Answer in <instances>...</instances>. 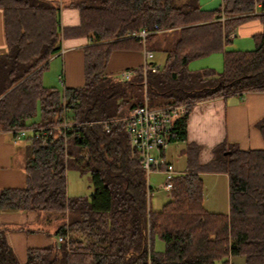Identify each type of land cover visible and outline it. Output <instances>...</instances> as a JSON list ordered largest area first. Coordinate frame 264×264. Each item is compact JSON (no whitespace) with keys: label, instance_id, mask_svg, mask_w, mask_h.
Wrapping results in <instances>:
<instances>
[{"label":"trees","instance_id":"1","mask_svg":"<svg viewBox=\"0 0 264 264\" xmlns=\"http://www.w3.org/2000/svg\"><path fill=\"white\" fill-rule=\"evenodd\" d=\"M69 6L79 24L61 29L57 2L0 0V131L45 132L43 143L26 142L24 187L0 189V213L33 212L37 224L52 229L54 242L27 249L23 264H264V150L222 143L201 166L199 148L186 145L185 171L174 175L168 201L154 211L148 175L121 122L144 103L185 105L167 137L168 144L184 142L195 104L264 92V0H220L209 11L197 0H73ZM251 20L261 25L253 49L225 51L230 35ZM140 30L148 33L143 45L131 36ZM72 38L89 40L82 86L44 87L41 73L61 40ZM143 49L163 54V66L130 70L127 80L105 73L113 52ZM215 53L222 54L221 72L188 69ZM37 110L39 121L32 123ZM261 132L264 139L263 126ZM67 171L88 175L89 199L67 197ZM202 173L226 176L227 213L202 208ZM44 229L35 232L49 234ZM6 230L0 225V264H18Z\"/></svg>","mask_w":264,"mask_h":264},{"label":"crops","instance_id":"2","mask_svg":"<svg viewBox=\"0 0 264 264\" xmlns=\"http://www.w3.org/2000/svg\"><path fill=\"white\" fill-rule=\"evenodd\" d=\"M46 1L59 4L61 29L78 26V12L69 6L73 0ZM207 4V0H197V6L202 10L209 11L211 9ZM237 29L245 37H252L261 32V25L257 20H251L240 25ZM234 32L230 35L231 38L234 37ZM88 45L87 38L62 39L59 53L48 62L49 75L41 76L42 85L43 82H46L49 85L46 88L56 90L81 87L83 84L82 50ZM4 50L3 19L0 11V53ZM212 55L203 57V59ZM214 58H217L213 59L216 62L220 61L222 56ZM143 63L142 50L115 51L109 56L105 73L109 76H117L123 71L142 67ZM193 69L196 68L192 67L191 70ZM198 69L200 70V68ZM59 78H61L60 82ZM262 126L264 127V92L245 93L241 96H229L224 99L219 98L195 104L185 121V141L182 142L184 148L180 150L183 153L184 169L179 172H175L173 169L174 174L185 171L186 145L199 148L196 161L201 166L211 160L212 149L222 143L233 145L241 151L264 150ZM25 145L26 143H21V140L13 139L8 132L0 131V189L24 187ZM162 155L165 161L172 166L166 157V149ZM159 175L161 174L159 173ZM201 175L222 177L224 178L223 186L227 188L225 175L208 173ZM223 213H227V210L225 209ZM35 223H37V218L33 212L0 213V225L7 229L5 239L18 264L24 263L27 249L42 248L53 243L52 229H45L49 234L35 232L37 229L33 226Z\"/></svg>","mask_w":264,"mask_h":264},{"label":"rangeland","instance_id":"3","mask_svg":"<svg viewBox=\"0 0 264 264\" xmlns=\"http://www.w3.org/2000/svg\"><path fill=\"white\" fill-rule=\"evenodd\" d=\"M208 4L211 9L216 10L220 6V0H207ZM206 11V10H205ZM254 47V43L252 37H245L242 35L238 29L234 32V37L232 38L231 42L224 46L225 51H242L247 52L251 51ZM221 54H213L209 58L197 59L189 63L188 69L190 71H197L200 68L201 70L204 69H211L214 72H221L223 66V59L221 58ZM214 57H220V61H214L213 59H217ZM148 63L154 64L156 67L161 68L164 64V55L161 53H154L152 54V59L148 61ZM191 65V66H190ZM206 66V67H204ZM194 67L196 69L191 70ZM204 67V68H203ZM50 70L48 71L47 68L41 73V76L49 75ZM119 76V74L117 75ZM116 76V77H117ZM45 79V78H44ZM45 87H48V83L43 82ZM39 121V111L37 110V114L32 118L30 122L37 123ZM26 138L19 139L21 143H26L29 137L31 136V131H26ZM183 144L182 142H176L175 144H168L166 148V157L168 158L169 162L172 164L173 169L175 172L183 171L184 169V159L183 153L180 151L182 150ZM65 181H66V195L69 198L81 197L89 199L92 189L90 186V181L88 175H79L74 171H67L65 173ZM148 184L150 188V199L149 205L151 210H159L163 204L168 201V194L162 191L159 187L164 181L162 175H159L157 172L149 173L148 175ZM202 181V208L209 212V213H216V214H224V210H227L228 206V199H227V188L223 186V179L222 177H215L212 175H200ZM43 223H35L33 226L35 228L42 227L49 229V227L41 226ZM45 230V229H44ZM52 237V236H51ZM53 242H54V237ZM56 241V239H55ZM163 249V245L159 240L154 241V250L161 251Z\"/></svg>","mask_w":264,"mask_h":264},{"label":"built area","instance_id":"4","mask_svg":"<svg viewBox=\"0 0 264 264\" xmlns=\"http://www.w3.org/2000/svg\"><path fill=\"white\" fill-rule=\"evenodd\" d=\"M139 40L143 45L145 38L148 36L146 30H140L131 35ZM144 63L142 65L143 72H155L158 67L148 63L152 59V54L149 51L142 50ZM130 71H123L119 74V78L127 80L131 77ZM61 78H59L60 82ZM185 105L167 106L163 108H149L146 103L142 106L132 109L121 122L125 124V132L129 148L137 154L140 159L143 169L146 174L157 172L160 173L164 182L159 185L162 191L167 194L172 187V178L174 171L171 165L167 164L161 153L166 149L167 137L171 130L173 122L185 115ZM61 129H67L68 124L63 123L59 126ZM26 131H31L29 139L44 142L45 132L42 128L34 129H19L13 132H8L15 140L26 138ZM61 239L57 238V242Z\"/></svg>","mask_w":264,"mask_h":264}]
</instances>
